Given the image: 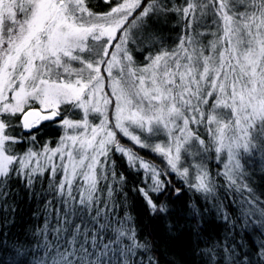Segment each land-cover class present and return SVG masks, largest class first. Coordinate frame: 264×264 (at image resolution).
Masks as SVG:
<instances>
[{"label":"snow or ice","instance_id":"1","mask_svg":"<svg viewBox=\"0 0 264 264\" xmlns=\"http://www.w3.org/2000/svg\"><path fill=\"white\" fill-rule=\"evenodd\" d=\"M102 2L0 0V264H264V0Z\"/></svg>","mask_w":264,"mask_h":264},{"label":"trees","instance_id":"2","mask_svg":"<svg viewBox=\"0 0 264 264\" xmlns=\"http://www.w3.org/2000/svg\"><path fill=\"white\" fill-rule=\"evenodd\" d=\"M90 3L94 6L96 11H103L104 10V4L102 0H90ZM55 123L52 122H45L44 125L41 128V131L38 133V136L40 138V143L46 142V141H51L55 142L56 139L58 138V135L60 133V129L58 130L56 127H54ZM41 135L43 137H41ZM122 143H125L122 141ZM127 143V142H126ZM128 145L132 146L136 151H138L141 155L145 156L147 159L153 160L155 163L163 167V164L161 163V158L158 156L151 155L149 153H146L145 150L143 149H138L135 148L134 145L131 143H127ZM37 147H39V143L37 144ZM117 160V164L119 166V170L122 172H125V174L128 176L130 186L131 183L137 179L136 174L131 172L124 163L123 158H121L118 154L115 157ZM210 167L213 173L217 171V168L215 167V161H212L210 163ZM171 187L172 188H181V193H180V198L178 199L174 193L171 194H166L162 196L160 199L161 200H166L168 202H173L175 201L176 206H180L182 203L186 202H191L194 201L197 196L199 195L198 193H195L191 190L188 189L187 185H185L179 178H177L175 175L171 177ZM131 201L133 203V210L134 214L137 215L138 219L141 221H147V215L144 213V208H143V202L142 200L135 195L134 193H130ZM202 200V198H201ZM203 202V201H202ZM19 207L17 210V222H18V227L14 229L15 232H20L21 226L24 228H27L29 226L28 222L33 221L34 218L32 217V212L35 210V205L28 200H24L23 202H18ZM141 213H144L141 215ZM159 234V233H158ZM181 247V242H177L176 246L172 248L171 251H166L167 246L166 245H161V251L164 252V257H162V260L164 261V264H166V261L168 260H179L182 257L187 258L184 256V253L180 251Z\"/></svg>","mask_w":264,"mask_h":264},{"label":"rangeland","instance_id":"3","mask_svg":"<svg viewBox=\"0 0 264 264\" xmlns=\"http://www.w3.org/2000/svg\"><path fill=\"white\" fill-rule=\"evenodd\" d=\"M54 127H56L58 130L60 129V133H59V135H58V138L56 139V141H57V140L59 139L60 135L62 134L63 130H62L60 127H58L56 124L54 125ZM41 137H43V136L41 135ZM56 141H55V142H56ZM55 142H53V144H54ZM123 142H125V143L127 142V143H131V144H132L131 141H126V140H125V141H123ZM127 143H126V144H127ZM127 145H128V144H127ZM132 145H133V144H132ZM128 146H129V147H132V146H130V145H128ZM160 158H161V157H160ZM161 159H162V158H161Z\"/></svg>","mask_w":264,"mask_h":264}]
</instances>
